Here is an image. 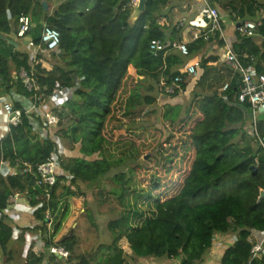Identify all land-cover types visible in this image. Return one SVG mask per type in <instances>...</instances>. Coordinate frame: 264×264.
Segmentation results:
<instances>
[{
	"label": "trees",
	"instance_id": "trees-1",
	"mask_svg": "<svg viewBox=\"0 0 264 264\" xmlns=\"http://www.w3.org/2000/svg\"><path fill=\"white\" fill-rule=\"evenodd\" d=\"M129 1L64 0L45 11L38 0H0L1 33L17 30L19 17L28 15L35 43H40L44 24L61 34L59 47L50 55L39 54L32 65L27 53L13 49L5 53L0 48V98L11 91L31 101L41 96L43 101L37 105L60 119L56 128L49 129L40 110L28 113L17 97L13 100L15 108L22 110V123L0 139V162L4 159L12 168L8 176L0 174V248L5 260L13 259L10 213L24 196L38 223L23 232L36 235L34 245L41 232L45 248L55 244L69 251L68 258H60L48 251L36 253L31 246L26 264H143L140 259L205 264L219 237L230 239L220 264H249L250 239L255 233L264 234V153L248 135L250 105L238 101V76L222 94L201 91L204 75L191 81L185 78L173 94H167L162 82L183 74L195 59L183 66L179 54L171 50L155 54L150 49L154 39L166 42L165 28L157 19L167 0H148L146 12L134 23L132 9L125 8ZM209 1L214 5L216 0ZM229 6L231 20L238 21L256 17L263 1L225 4L226 9ZM199 12L194 20L200 18L203 34L211 24ZM259 33L264 36V22ZM238 40L235 51L256 56L258 73H264V41L259 44L255 37L239 33ZM205 41L203 35L197 40L200 45ZM188 47L190 54L193 48ZM210 61L202 59L201 68L207 71ZM22 68L33 71L38 89H27L19 74ZM57 82L62 89L73 90L72 98L58 101L61 109L54 103ZM191 83L194 88L187 93ZM186 93L187 99H177ZM159 114L162 127L155 120H138L141 115ZM38 124L48 131L46 135ZM258 128L264 135V116ZM65 141L72 148L78 146L80 156L62 158L55 184L36 189V177L26 171L25 163L36 172ZM125 142L133 147L128 156L135 162L109 176L128 156L110 159L106 146ZM146 152L151 157L144 159ZM106 177L112 182L107 192L121 205L131 183L146 186L147 195L155 199L154 215L131 228L121 211L108 224L112 240L86 253L76 252L74 231L54 241L61 222L50 234L47 212L55 219L62 214L63 220L68 198L85 189L103 190ZM123 237L129 251L119 246ZM251 264H264V257Z\"/></svg>",
	"mask_w": 264,
	"mask_h": 264
},
{
	"label": "built area",
	"instance_id": "built-area-1",
	"mask_svg": "<svg viewBox=\"0 0 264 264\" xmlns=\"http://www.w3.org/2000/svg\"><path fill=\"white\" fill-rule=\"evenodd\" d=\"M196 4L200 6V16L202 18L210 21V29L205 33L197 36L201 37L203 35L204 39L209 41L213 34L219 33L222 40L224 39L223 33V15L221 14L218 7L212 5L209 0H193ZM138 5V0H130L125 8L132 9ZM260 21L252 20V19H243L238 20L235 29L236 31L248 37H254L258 35L259 28L262 25V20L264 19V7L260 11ZM33 29V22L30 16L22 15L19 17V27L16 32V36L18 38L25 37L29 35ZM61 41V34L59 30L44 24L43 30L41 33L40 43L37 44L32 40L30 42V46L34 48V52L30 58V64L37 61V57L39 54H47L50 55L52 51L56 50ZM150 49L153 53H158L160 51H178L184 56L189 55V47L187 42L183 41H172L170 43L164 42L160 39H154L151 41ZM225 63L232 70L234 75L238 76L239 87H238V101L241 104L248 103L250 105V109L252 110L249 113L250 125L247 130L248 135L255 140L256 146L258 149L262 150L264 153V135L261 134L258 123L262 117L261 114L264 113V73H257L252 71L250 67H247L243 62V58L239 54H237L233 48L227 45L226 51L224 53ZM247 56H244V58ZM250 57V56H249ZM201 67V60H197L189 65L184 70L183 74L175 76L170 82L163 81L162 85L165 86V91L167 94H173L178 87L179 83L185 80V78H196L199 75V70ZM20 77L23 80V83L27 87L29 91L34 89H38L36 84V80L34 77L33 71L29 72L26 69L22 68L20 70ZM230 83L226 82L221 88L222 91H226L229 88ZM62 87L59 82L56 83V91H62ZM70 94L73 93V90H68ZM17 98L23 104V108L26 109L28 113H32L35 110H40L43 115V119L46 122V125L49 129H54L58 126L60 119L54 114L52 111H46L43 108H40L37 105V102L43 101L41 96H38L35 100H26L23 96L18 95ZM0 111L4 114L5 117V125L7 131L9 132L12 126H18L22 123V110L19 108H15L13 100L0 98ZM39 129H43L39 126ZM45 130V129H43ZM46 134L48 133L45 130ZM63 154L61 150L59 152H55L51 154L50 158L42 164L37 166L36 172H34V168L30 164H26V171L34 174L36 177V184L41 185H54L57 181L56 176L61 172L62 169V157ZM12 171V168L8 161L4 159L0 162V173L3 175H9ZM49 196V195H48ZM47 217H50V213L47 212ZM252 242L251 248V261L253 259L264 257V234L261 239L255 241L253 238L250 239ZM45 248L44 243L42 241V236L37 235L36 245L34 250L37 251V248ZM50 254H55L60 258H68L69 251L66 247L62 245H51L49 248H45Z\"/></svg>",
	"mask_w": 264,
	"mask_h": 264
},
{
	"label": "crops",
	"instance_id": "crops-1",
	"mask_svg": "<svg viewBox=\"0 0 264 264\" xmlns=\"http://www.w3.org/2000/svg\"><path fill=\"white\" fill-rule=\"evenodd\" d=\"M41 1L42 0H38ZM64 0H48L49 8L54 7ZM218 1V0H216ZM223 4H215L214 6L218 7L221 14L223 15V33H224V39L222 40L221 37H217L218 34L212 35L211 41H205L204 45H200V42L198 43L197 40L200 39V37L197 38V36L200 35V32L204 29V27H200V18H196V14H198V10L200 9V6L196 4L193 0H167V3L164 7H162V10L160 14H158L157 22L165 28V33L167 35L166 42L170 43L172 41H183L187 42L188 45H192L193 51L188 55L184 56L178 51H171L172 53L179 54L185 61V66L187 61H190V59L202 60V59H211L210 61V67L205 71L200 67L199 75L197 77H203V81L201 84V91H204L206 93H214L218 92L219 94H222L221 88L226 82L231 83L233 79L236 77V75L233 74L232 70L226 65L225 61L223 60V55L226 51L227 45L231 46L233 50L235 51V44L238 42V32L235 29V25L237 21H232L231 19V12L228 11L231 6H229L228 9L225 8V4H230L233 0H224ZM263 1V7H264V0ZM242 0L239 1H233V4L235 6H238ZM262 10V9H261ZM260 10V11H261ZM260 11L257 12L256 17L254 18H248L256 21H260ZM235 12V11H234ZM234 15V14H233ZM227 17L229 19H227ZM264 22V19L262 20V24ZM226 24H229L230 27H227ZM205 30V29H204ZM15 31V27L13 28L12 32ZM208 31V30H207ZM11 32V33H12ZM7 33H1L0 32V48L6 53L9 51V49H13L14 51H21L25 52L29 55V60L34 52V48L30 46V42L33 39L32 35H29L28 42H25L24 40L16 39L14 42H8L7 38L11 34ZM220 36V35H219ZM17 37V36H16ZM256 41L259 44H262L264 41V36L261 33H258V35L254 36ZM18 38V37H17ZM24 38V37H22ZM237 53V51H235ZM170 53V52H169ZM243 58V62L247 67H250L252 71H255L258 73L257 65L258 60L256 56H250L248 54H242L237 53ZM244 56H247L244 58ZM214 57H218V61L214 60ZM190 64V63H189ZM178 64L174 65L173 68L177 69ZM140 77V76H139ZM143 78V76H141ZM196 77V78H197ZM193 80V78H189ZM194 88V84H190L188 87V91H191ZM64 95H62L59 99L55 98V102L58 101H64L66 98V94H70L68 90L63 89ZM183 94L178 96L177 99L184 100L185 98L189 97L188 95ZM17 93L14 91H11L10 94H6L3 96V99L7 100H15L17 97ZM59 96V95H58ZM68 96V95H67ZM0 117L2 120V123L0 125V139H2L4 136L8 134L6 125H5V117L4 114L0 111ZM15 170V169H14ZM19 200V199H18ZM18 203V202H17ZM17 203L14 205L13 209L11 210V224L14 227L13 231V239L11 241V244H16L17 242L22 241L24 244V250H23V256L26 255V251L31 246H34V239L35 234L31 233L30 230L23 232V229L26 228H33L35 225H37L38 222L35 221V219L31 215L30 208H25L27 211H22L19 208H17ZM25 212V213H23ZM22 228V229H21ZM262 235L255 233L253 239L255 241L260 240ZM229 237H219L216 239V243L213 246V249L211 250L210 255L208 256L205 264H220V257L223 254V251L225 249L226 243L229 241ZM13 252V250H11ZM4 252L0 248V253ZM25 259V257H23ZM23 259V260H24ZM27 261V260H26ZM1 262V261H0ZM140 262L143 264H173L170 260H155V259H140ZM2 264V263H1Z\"/></svg>",
	"mask_w": 264,
	"mask_h": 264
},
{
	"label": "rangeland",
	"instance_id": "rangeland-1",
	"mask_svg": "<svg viewBox=\"0 0 264 264\" xmlns=\"http://www.w3.org/2000/svg\"><path fill=\"white\" fill-rule=\"evenodd\" d=\"M233 1L235 2L239 0ZM223 2L225 1H214V5L219 3L223 4ZM228 11L231 12V8L228 9ZM227 19L229 18L227 17ZM226 26L230 27L229 24H226ZM29 35H26L24 38H17L16 32L14 31L9 35L7 41L9 43L14 42L16 38L28 42V39L30 37ZM139 79H142V77L140 76ZM56 95H59L58 98H62V95H64V91H59ZM65 96V99L73 97L72 94H66ZM54 103L61 109V105L58 102L54 101ZM63 103L65 102L63 101ZM261 115L263 117L264 113ZM138 120H155L157 121L156 124L162 127V124H158V122L162 121L161 114L152 115L148 118L141 115L140 117H138ZM37 128L39 129V127ZM39 131L42 135H46L45 130L39 129ZM61 153L63 154L62 157L64 159L71 156H80L79 147L77 146L76 148H72L71 144L68 143V141L64 142ZM131 153H134V149L129 143L126 142L120 144H110L106 146V156L113 160L120 159L123 156L127 157ZM148 157H151V153L146 152L145 155L142 156V158L144 159ZM134 162L135 160L133 158H129L128 156L125 164L113 168L112 173L109 176L120 171H126L128 166H133L132 164H134ZM0 174L4 177L7 176L3 175L2 173ZM111 186L112 182L110 178L106 177L103 190L102 188H95L92 190L85 189L81 194L68 198V201L63 205L65 209H67L68 206L66 218L62 220V214H59L56 219L55 216H52V218L48 222V229L50 231V234L54 233L56 225L61 222L59 231L53 236V240L59 241L65 235L71 234L72 231H74L77 240L76 252L86 253L97 248L99 244L110 242L112 240V234L108 224L112 219L119 217L121 211L127 218L128 225L131 228L137 227L145 218L154 215L155 199L147 195L148 188L146 186L142 187L141 184L138 183V181L131 183L130 188L127 190L124 205H121L116 197H114V195H111L107 192L110 190ZM72 189L75 191V188ZM61 190L62 188H59V192ZM17 202V208L22 211H27V209L25 208H30L27 199L24 196H20ZM38 235L45 236V234H41V232H39ZM119 246L124 248L126 251H129L130 249L124 237L119 241ZM10 248L11 250H13V252H11L13 253V259L6 261L4 256L5 253L2 252L0 253V264L27 263L26 258L25 260H23V257L27 256H23L24 244L22 241L17 242L16 244H11ZM41 251L45 252L46 249L38 247L37 251L35 252L40 253ZM34 264L38 263L34 262ZM132 264H136L135 261H132Z\"/></svg>",
	"mask_w": 264,
	"mask_h": 264
},
{
	"label": "water",
	"instance_id": "water-1",
	"mask_svg": "<svg viewBox=\"0 0 264 264\" xmlns=\"http://www.w3.org/2000/svg\"><path fill=\"white\" fill-rule=\"evenodd\" d=\"M147 2H148V0H138V5L135 6L134 8H132L131 16H130V21L132 23L138 21L141 18V16L146 12V10H147ZM42 5H43L45 11H47L48 8H49L48 0H42ZM225 56L226 55L224 54L223 55V60H225ZM262 111H264V110H262ZM251 112H252V110L250 109L249 113H251ZM251 168L254 170V172L256 171V166H252ZM31 182L33 184H35V182L33 180ZM35 187H36V189L42 190L39 187V185H37V184L35 185Z\"/></svg>",
	"mask_w": 264,
	"mask_h": 264
}]
</instances>
